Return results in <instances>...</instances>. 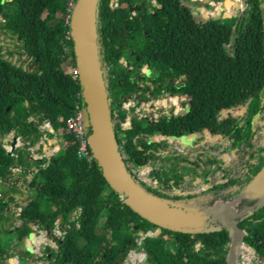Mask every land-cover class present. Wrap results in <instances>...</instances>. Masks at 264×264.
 <instances>
[{
	"label": "trees",
	"instance_id": "obj_1",
	"mask_svg": "<svg viewBox=\"0 0 264 264\" xmlns=\"http://www.w3.org/2000/svg\"><path fill=\"white\" fill-rule=\"evenodd\" d=\"M111 1L97 2V47L118 150L129 173L144 189L164 199L166 193L160 195L138 180L136 163L165 157L170 146L166 137L191 134L184 139L193 142L204 131L220 135L217 155L202 160L204 168L196 174L206 188L198 195L187 194L182 204L205 222L213 216L211 210L216 204L237 202V212H244L233 220L245 231L243 243L264 258V196L245 195L247 185L264 164V147L247 158L242 175H224L223 181H213L218 172H227L223 153L230 154L241 144L252 145L254 120L264 111V0H245L241 12L206 18L195 14V0H117L116 11L111 10ZM69 2L75 0H0V33L20 40L25 55L35 65L26 70L8 60L0 43V129H12L24 109L38 121L49 120L62 145L61 151L54 146L50 159H46L51 167L56 162L59 165L40 168L28 182L22 211L26 224L29 213L39 229L57 228L61 232L55 248L44 245V257L50 264H122L133 248L145 254V264H228L230 233L220 219L202 231L163 227L157 237L148 235L158 226L125 204L94 158L87 161L77 157L66 119L77 105L85 111V103L79 81L65 68L66 63L75 65L69 21L64 17ZM135 4L138 9L130 16L128 7ZM200 11L203 17L211 14ZM122 57L132 66L130 71L120 63ZM144 66L153 73L155 84L170 78L162 87L187 95V117L162 116L141 128H122L125 112L118 105L119 95L139 89L145 97L143 88L135 84L136 78L144 75ZM240 107L244 109L238 112ZM227 110L235 113L222 116ZM157 135L164 138L157 139ZM20 158L0 142L1 183L19 165ZM179 158L186 156L179 153ZM157 175L158 182L171 188ZM172 182L177 185L179 181ZM15 191L0 187V259L8 256L7 248H11L15 264H26L33 259L26 235L20 228L7 234L2 226V220L8 221L2 212L14 201ZM140 231L145 235L135 246ZM244 248L240 244L238 252ZM228 260L231 262L230 251ZM242 260L247 264V257Z\"/></svg>",
	"mask_w": 264,
	"mask_h": 264
},
{
	"label": "rangeland",
	"instance_id": "obj_2",
	"mask_svg": "<svg viewBox=\"0 0 264 264\" xmlns=\"http://www.w3.org/2000/svg\"><path fill=\"white\" fill-rule=\"evenodd\" d=\"M234 4L235 6H238V4ZM197 5L198 4L196 3V6ZM226 7L228 8L229 4ZM207 11L208 10L206 9V12ZM235 11L236 10H234V12ZM209 16L211 15H207L205 17L201 15L200 17L206 18ZM1 19L2 17H0V20ZM0 43L2 45L4 56L8 60L26 70H31L35 67L34 62L31 60V58L25 55L23 51L24 45L20 40L9 38L0 33ZM68 65L69 63H66L65 67ZM153 78V73L146 74V76L142 78H136L135 84L143 88L144 94H149L151 97L157 98L159 100L158 108L155 110L159 116L162 112L167 110L169 106V102L168 100H166V95L169 94V92L162 86L166 82H170L171 79H166L165 82L159 80L155 81L157 84L156 85ZM175 81H178V79H176ZM232 113H235V111H233ZM12 114H15V112L13 111L11 115ZM47 131H50V124H47L46 121H38L37 118L26 113L24 109L19 111L18 119L13 122L12 129L6 132H2V130L0 129V142L2 146L9 151L15 150L16 155H19L21 157L19 165L14 166L11 169V172L5 177L3 182H0V187H12L14 188V190H16L14 192V201L9 203L5 207V211L2 212V218L8 219L6 223L4 222V220H2V226L7 234L12 233V231L17 228L22 229L23 233L24 230L26 231V233H24L26 235V241L33 251V259L26 264H50L44 257V245L55 248V243L61 235L60 230L57 228L50 230L39 229L38 225L33 221L29 213H27V220H29V224H26V220L22 214V211L25 209V205L27 202L26 187H28V182L32 179L34 173L37 172L40 168L48 167L54 169L59 165V163L56 162L55 165L51 167L50 164L46 161V159H49V157L54 152L52 147L58 145L54 132L50 131L52 134L49 135ZM201 136L202 137L197 138L193 142L187 141L185 139L178 140L165 138L166 142L170 146L164 153L166 155L165 157L159 158L157 161L149 163L153 164L154 166L155 163H160L159 166H155V171L149 174L150 177H152V179H155L154 174H158L157 176L160 179L165 180L167 185L170 184V187L172 185L173 189L176 191H180L179 189L187 190L188 188L195 190L196 188L190 186V184L191 182H193L196 174L200 173L203 170L204 163L202 162V159L193 154L191 148L198 146L199 144L197 143L199 142H202L206 145L207 143L211 142L216 143L217 139L216 136L210 137L208 131H204V134ZM161 138L164 137L162 135H157V139ZM13 139L15 140L13 141ZM61 149L62 145L60 144L59 150L61 151ZM256 150L257 149L253 150V152H250L248 156H250L252 153L254 154ZM182 151L186 152V158L184 160L180 158L176 159V157ZM209 155L214 154L209 153ZM189 161H193V164L188 163ZM229 162L231 163L229 165H226L224 163V167L229 168L225 175L234 176L235 174L239 173V170H241L242 161L240 159V156L236 154ZM182 174L183 176L184 174H187V178L184 182H181V180H183L181 179ZM222 177L220 178L222 179ZM174 179L179 181L177 185L172 182V180ZM156 181H158V178H156ZM197 185L200 186L199 183H197ZM262 193L263 192H261L260 194ZM237 209V202H223L216 204L211 212L216 213L225 210L235 212L237 211ZM3 213L5 215H3ZM232 236L233 242H230L228 244L226 258L228 257L230 251L233 264L236 263L235 260L237 258L238 264H242L241 260L243 257L248 258V260L250 261L249 264H264V258L257 256L248 248H245V250H241V253H239L238 247L240 244H242L240 242L241 238L234 233ZM5 239H7L6 242H11L10 239ZM243 245L244 247H247L245 244ZM7 255L8 256L2 257L0 259V264H15V255L14 251L11 248H7Z\"/></svg>",
	"mask_w": 264,
	"mask_h": 264
},
{
	"label": "water",
	"instance_id": "obj_3",
	"mask_svg": "<svg viewBox=\"0 0 264 264\" xmlns=\"http://www.w3.org/2000/svg\"><path fill=\"white\" fill-rule=\"evenodd\" d=\"M220 1V8L223 10L228 6L229 0ZM97 2L98 0H75L70 12L69 33L73 43L75 64L78 69V80L82 88L81 95L85 103V126L88 129L87 142L105 180L114 191L124 198L126 205L142 218L158 226L157 233L153 234L155 237L159 235L160 229L163 227L176 231L197 232L204 230L214 220L220 219L230 233V242H233L232 233L234 231L241 234L240 242H243L245 231L236 225L233 218L244 211H219L205 222H202V216L194 210L169 204L166 200L144 189L129 173L118 150L98 56ZM197 4L204 6L202 0H198ZM261 31L264 40V3L262 6ZM239 109L243 111L244 108L240 107ZM228 111L225 115L229 113ZM46 122L50 124L49 120H46ZM50 131L53 132L51 126ZM59 146L60 143H58ZM226 154L224 155L226 156ZM155 165L158 164L155 163ZM196 181H194V184L197 183ZM203 186L206 187V185ZM261 192L264 196V164L247 185L245 195H255ZM247 211L251 210L247 209ZM3 215L5 214L3 213ZM60 218L59 215L58 221H60ZM24 233H26L25 230ZM141 233L143 232L140 231L139 234ZM226 259L228 264H233L228 260V257Z\"/></svg>",
	"mask_w": 264,
	"mask_h": 264
},
{
	"label": "built area",
	"instance_id": "obj_4",
	"mask_svg": "<svg viewBox=\"0 0 264 264\" xmlns=\"http://www.w3.org/2000/svg\"><path fill=\"white\" fill-rule=\"evenodd\" d=\"M204 1H206L208 5L195 6V14L197 16L202 15L200 8L205 12L207 9L208 10L207 12H211L210 14L211 16H215L219 14H222L223 16H229V15H232L234 10H236L235 12H241L245 7L244 0H229V7L228 8L226 7L223 10L220 8L221 6L220 0H204ZM234 3L238 4V6H235ZM73 5H74L73 2H69L68 14H66L65 16L66 21H69L70 19V12H71ZM117 7H118L117 0L111 1L110 3L111 10L116 11ZM136 11H137L136 4L128 7V12L130 16H134ZM120 63L128 71L132 69V66L129 64V62L125 58L122 57L120 59ZM65 68H66V71L74 79L78 80V69H77L76 64L75 65L69 64ZM141 73L144 75H141L139 78L146 76V74H150L151 71L149 70L147 66H144L141 69ZM138 87L142 88L140 86ZM166 100H168L169 106L167 110H165L158 116V113L155 111L158 108V104H159V100L157 98H153L149 94H145V97H142L141 91L139 89L133 90L128 93H121L119 95L118 105L120 109L125 112L124 120L121 122L122 128L123 129L141 128L149 124L158 122L162 116L180 119V118L187 117L190 114V108L188 104L187 95L182 94L179 91H171L169 92V94L166 95ZM237 111L240 112L241 109H238ZM228 112L232 113L233 110H229ZM226 113L227 111H224L222 113V116H224ZM85 116L86 114H85L84 109L77 105L74 113L66 119V127H67V130L71 133L73 137V142L76 145L77 157L79 159H84L88 161V160H91L93 156L91 154V151L89 149L88 142H87L88 129L85 126ZM189 135H183V136H179L175 138L173 137H166V138L180 140V139H184V137L189 136ZM251 144L252 145L241 144L239 148L235 151V153L232 152L225 156L226 158L224 160L226 163L227 162L229 163V161L233 159V157L236 154L240 156V159L242 161V168L241 170L238 171L239 173L235 175H240L244 173L245 161L249 157L248 155L250 152H253V150L257 149L260 146L264 147V111L259 113L257 116V124L254 127V135H253ZM152 165L153 164H149L144 161H139L136 163V166L134 169V173L136 177L138 178V180L142 182L143 184H145L146 186H153L154 184L157 183L156 178L152 179V177H150L149 175L150 173L155 171V167L152 168ZM190 186H193L196 188L194 191H198L200 189V186L195 185V184L190 185ZM187 190H191V189L188 188ZM187 190L184 189V191H187ZM155 233H157L156 230L152 232H148L147 234L153 235ZM144 235L145 234L143 233L139 234L140 237L136 239L135 246L141 244V240ZM241 243L242 245L244 244L243 242ZM245 248H248L250 251H253L248 246ZM145 260H146V256L142 251H137L132 248L128 251L127 257L123 261L122 264H145ZM241 261H242V264L245 263L243 262V260ZM236 263L238 264L237 261ZM246 263L249 264L250 261L247 260Z\"/></svg>",
	"mask_w": 264,
	"mask_h": 264
},
{
	"label": "flooded vegetation",
	"instance_id": "obj_5",
	"mask_svg": "<svg viewBox=\"0 0 264 264\" xmlns=\"http://www.w3.org/2000/svg\"><path fill=\"white\" fill-rule=\"evenodd\" d=\"M203 2H204V5L206 6V5H208L207 4V2L206 1H204V0H202ZM244 3H245V0H244ZM137 9H138V6H137ZM237 12H234V13H232V15H234V14H236ZM256 124H257V117H256V119L254 120V125H253V130H254V127L256 126ZM210 134V133H209ZM212 135L210 134V137H211ZM214 136V135H213ZM212 136V137H213ZM216 137H217V139H216V143H207V145L206 144H204V143H202V142H199V143H197V144H199L198 146H196V147H192L191 148V150H192V152H193V154L195 155V156H197V157H199L200 159H202V160H204L207 156L209 157V156H212V155H209V153L211 154H214V155H216L217 153H218V151L216 150V145L217 144H219L220 143V140H219V137L220 136H218V135H215ZM202 143V144H201ZM184 156H186V152L185 151H182L181 152ZM232 153V152H231ZM233 153H235V151H233ZM225 153H223V163H225L226 165H229V164H231L230 162L228 163H226L225 162V155H224ZM227 155V154H226ZM188 163H191V164H193V161H189ZM158 165L157 166H159L160 165V163H157ZM156 166V165H155ZM224 167V166H223ZM226 170L225 171H228L229 170V168H226V167H224ZM193 171H194V169H193ZM186 175L187 174H184V176H183V174L181 175V179H183V180H181V182H184L185 180H186ZM225 175V172L224 171H220V172H218V174H216L214 177H213V181L214 182H221V181H223L220 177H222V176H224ZM240 175H242V174H240ZM236 176H238V175H235L234 177H236ZM218 177V178H217ZM229 177H232V176H229ZM197 180V181H196ZM224 180H226V179H224ZM194 181H196L197 183H199L200 184V189L198 190V191H194V190H187V191H184V190H180V191H175L174 189H173V187H172V185H171V188H169V187H167V186H164V184L163 183H160V182H158L157 181V183L156 184H154L153 186H152V188L153 189H155V191L159 194L160 193V195H161V192H164V193H166V196H165V198H164V200H166L168 203L170 202V203H175L176 205H178V206H182L183 208H187V207H184V205L182 204V203H185V199H184V196H186L187 194H189V195H198V194H200L205 188H204V186L203 185H205V184H202V179L201 178H199L198 176H196L195 178H194V180H193V182H191V184L190 185H194ZM197 183L195 184V185H197ZM164 187H167V188H165V189H163ZM169 196H170V198H169ZM176 196H178L179 198H177L176 199ZM214 214V213H213Z\"/></svg>",
	"mask_w": 264,
	"mask_h": 264
},
{
	"label": "bare ground",
	"instance_id": "obj_6",
	"mask_svg": "<svg viewBox=\"0 0 264 264\" xmlns=\"http://www.w3.org/2000/svg\"><path fill=\"white\" fill-rule=\"evenodd\" d=\"M190 141V140H189ZM52 149H53V151H54V147H52ZM49 159H50V157H49ZM234 233V232H233ZM235 234V233H234ZM238 237H240L241 238V235L240 234H236ZM239 247H240V245H239ZM239 247H238V250H239ZM238 259V258H237ZM237 259L235 260V262L237 261ZM231 263H232V257H231Z\"/></svg>",
	"mask_w": 264,
	"mask_h": 264
},
{
	"label": "crops",
	"instance_id": "obj_7",
	"mask_svg": "<svg viewBox=\"0 0 264 264\" xmlns=\"http://www.w3.org/2000/svg\"><path fill=\"white\" fill-rule=\"evenodd\" d=\"M224 158H226V157H224ZM224 212H226V210Z\"/></svg>",
	"mask_w": 264,
	"mask_h": 264
}]
</instances>
